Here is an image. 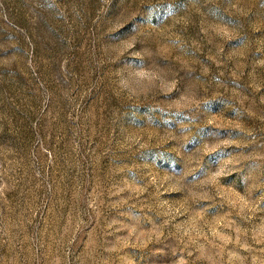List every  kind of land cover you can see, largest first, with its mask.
Wrapping results in <instances>:
<instances>
[{
    "label": "rangeland",
    "instance_id": "374dc122",
    "mask_svg": "<svg viewBox=\"0 0 264 264\" xmlns=\"http://www.w3.org/2000/svg\"><path fill=\"white\" fill-rule=\"evenodd\" d=\"M0 264H264V0H0Z\"/></svg>",
    "mask_w": 264,
    "mask_h": 264
}]
</instances>
